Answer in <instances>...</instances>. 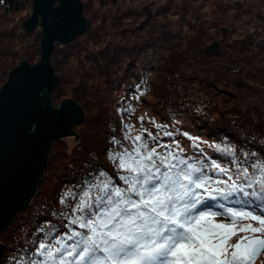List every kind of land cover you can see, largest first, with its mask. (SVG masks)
<instances>
[{
	"label": "rangeland",
	"instance_id": "rangeland-1",
	"mask_svg": "<svg viewBox=\"0 0 264 264\" xmlns=\"http://www.w3.org/2000/svg\"><path fill=\"white\" fill-rule=\"evenodd\" d=\"M81 1L88 28L68 44H56L53 60L59 63L64 91H76L87 101L86 117L74 126L75 136L54 143L38 196L0 233L5 244L0 264H16L20 255L34 251L43 238L39 229H63V210L77 201L68 197L65 205L60 200L68 192L81 194L78 178L86 179L78 172L96 164V175L110 172L113 182H120L118 169L115 175L108 159L109 151L117 149L113 137L131 147L124 138L125 125L134 126L133 136L146 128L162 137L159 143L178 141L186 155H199L194 148L199 141L189 136L203 140L213 153L217 151L210 145L218 142L238 151L241 143L218 141L215 128L236 116L247 122L248 138L255 143L258 123H264V0ZM32 12L33 0H0V88L21 61L40 60V23L29 32L23 28ZM215 41L220 48L207 51L206 45ZM128 108L133 111H120ZM110 117L115 127L108 131ZM156 124L166 127L157 129ZM166 130L174 136L164 138ZM235 133L240 137L241 131ZM104 147L108 152L101 156ZM260 148L247 158L264 159V146ZM239 153L240 159L247 152ZM45 205H50V213ZM255 264H264V253Z\"/></svg>",
	"mask_w": 264,
	"mask_h": 264
},
{
	"label": "snow or ice",
	"instance_id": "snow-or-ice-1",
	"mask_svg": "<svg viewBox=\"0 0 264 264\" xmlns=\"http://www.w3.org/2000/svg\"><path fill=\"white\" fill-rule=\"evenodd\" d=\"M125 127L131 147L113 137L122 150L109 151L124 187L101 170L80 195L66 193L61 204L77 201L62 214L70 231L39 229L43 238L16 264H255L264 253V159L244 166L234 147L210 145L234 158L235 168L225 167L202 149L186 155L178 141L161 144L146 128L133 136L134 126Z\"/></svg>",
	"mask_w": 264,
	"mask_h": 264
},
{
	"label": "water",
	"instance_id": "water-1",
	"mask_svg": "<svg viewBox=\"0 0 264 264\" xmlns=\"http://www.w3.org/2000/svg\"><path fill=\"white\" fill-rule=\"evenodd\" d=\"M87 22L81 0H33L32 15L23 23L28 32L40 23L41 57L33 64L21 61L0 88V233L33 201L54 142L75 136L74 125L85 117L84 107L72 98L53 103L60 76L51 55L56 43L66 45L84 33ZM220 46L215 41L206 50ZM4 250L0 237V256Z\"/></svg>",
	"mask_w": 264,
	"mask_h": 264
},
{
	"label": "trees",
	"instance_id": "trees-1",
	"mask_svg": "<svg viewBox=\"0 0 264 264\" xmlns=\"http://www.w3.org/2000/svg\"><path fill=\"white\" fill-rule=\"evenodd\" d=\"M9 1H12V0H9ZM18 7V6H17ZM88 21V20H87ZM88 22H87V28H88ZM24 28V27H23ZM87 30V29H86ZM85 30V31H86ZM76 38V37H75ZM74 40V39H73ZM56 44H58V43H56ZM60 44V43H59ZM56 56H57V53H56V49H54V51L52 52V55H51V62H52V65H53V67H54V70H55V72L57 73V74H59V76H60V80H59V84H58V86H57V88L53 91V93H52V100H56L57 98H60V100H63V99H65V98H72L73 100H75V101H77V102H79V103H81L82 104V106L84 107V109H85V111H86V109L88 108V104L86 103L87 101L86 100H84V98L81 96V94L80 93H77L76 91L75 92H73V94L71 95H69L67 92H65L64 91V89L62 88V76L60 75V69H59V63H58V61H54L53 59L54 58H56ZM40 57H41V52H40ZM29 59H33L34 60V57H30ZM28 61V60H27ZM116 61V58L114 57L111 61H110V63H109V67H108V70H107V72H109L110 73V64L111 63H114ZM30 63H31V60L29 61ZM34 63H36V62H34ZM33 64V63H32ZM133 62L130 64V66H133ZM17 66V65H16ZM14 68V67H13ZM8 75H9V73H8ZM138 77H140V73H137L136 74ZM83 89H85V87H83ZM80 94V95H79ZM85 97V96H84ZM103 108V110L105 109V107H102ZM102 113V112H101ZM86 114V113H85ZM85 117H86V115H85ZM84 117V118H85ZM106 117V116H105ZM83 118V119H84ZM83 119L79 122V123H81L82 121H83ZM113 118H109L108 120H107V123H106V125H107V130L108 131H110V130H112V127L114 128L115 126H113L114 125V123H113V120H112ZM260 122V121H259ZM79 123H77V124H79ZM77 124H75V125H77ZM246 124H247V122H241L239 119H238V117H236V116H232V117H229L228 118V123L226 124V125H224V126H221V128H218V127H216L215 128V132H216V134H217V136L219 137H216V136H214L218 141H221V142H224L225 140V142H227V144L228 143H230L232 140H235V141H237L238 143H241V150H239L238 148V151H236V157H237V154H239V156H240V154L241 153H239V152H247V153H250V152H252V151H256L257 152V150L258 149H262V148H260V147H262V146H264V139H263V137H264V123L263 122H261V123H258V129H257V133H256V135L254 136V141H255V143H253L251 140H252V138H248V130H247V128H246ZM74 125V126H75ZM235 130H239V131H241V134H240V137L235 133ZM166 131H169V132H171L170 130H166ZM163 137L164 138H166V137H168V136H164L163 135ZM213 137V136H212ZM162 140V137H158V141H161ZM107 141H108V139H107ZM111 141H112V139H111ZM199 142V149H198V152H199V155H200V150L202 149L203 150V158L205 159V160H208V159H213V160H216L218 163H220L222 166H225V167H230V168H235V164H233L232 163V160L234 159L233 157H231V156H228L227 154H225V153H222V152H216V153H213L212 152V150L208 147V146H204L203 145V143H204V141L203 140H201V139H199L198 140ZM56 142V141H55ZM54 142V143H55ZM109 142V141H108ZM54 145V144H53ZM116 145V144H115ZM214 145H220L221 147H224L220 142H218V143H216V144H214ZM117 146V149H118V147H119V150L121 149V146L120 145H116ZM53 147V146H52ZM107 147H108V145H107ZM107 147H104L103 148V151H102V153H100L99 155H106L107 154V152H108V149H107ZM116 149V150H117ZM116 150H113V151H116ZM118 150V151H119ZM161 150V149H160ZM217 151V150H216ZM103 152H105V153H103ZM239 159V158H238ZM244 161V163H243V161ZM255 159H257L255 156H251L250 158H247V157H244V158H240L239 159V161L242 163V164H244V166H247V162L249 161V162H251V161H253V160H255ZM110 160L108 159V162H109ZM97 164H99V163H97ZM106 165H107V163H105ZM111 165V170L113 171V173L116 175L117 174V171H116V167L111 163L110 164ZM96 171H97V168H96V164H95V168L93 169L92 167H89L88 169H85L84 171H81V172H78L79 174H82V175H84L85 176V179L86 180H92L93 178H94V176H96ZM251 171V170H250ZM109 175L112 177V179H113V176L114 175H112L110 172H109ZM82 177V176H81ZM78 178V183H79V189H81L82 187H84L85 185H84V180L82 179V178ZM222 179H227V177H221ZM115 180V179H114ZM113 180V181H114ZM75 181V183H76V180H74ZM42 182H43V179H42V181H41V184H40V186H39V188H38V191H37V193H36V195H35V197H34V199L33 200H35V198L38 196V194H39V192H40V188H41V186H42ZM121 182L122 181H120L119 183H116L117 185H121ZM77 203V202H76ZM48 204H53V200H51V202L50 203H48ZM44 208H45V211H47V213H50V205H45V206H43ZM72 207V206H71ZM71 207L70 208H66V209H64L63 210V213H71ZM66 220V222L65 223H63L62 224V230H60L59 231V233L60 234H63L65 231H70V229H68V228H66V225L68 224V220L67 219H64L63 220V222ZM254 226V225H253ZM73 228H76L77 226H72ZM52 229H53V227H52ZM77 230H79V229H77ZM9 250V249H8Z\"/></svg>",
	"mask_w": 264,
	"mask_h": 264
}]
</instances>
